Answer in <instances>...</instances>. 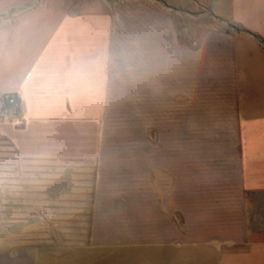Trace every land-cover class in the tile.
Returning a JSON list of instances; mask_svg holds the SVG:
<instances>
[{
  "label": "crops",
  "instance_id": "0c3cea01",
  "mask_svg": "<svg viewBox=\"0 0 264 264\" xmlns=\"http://www.w3.org/2000/svg\"><path fill=\"white\" fill-rule=\"evenodd\" d=\"M0 165L90 166L73 264H264V0H0ZM199 116L188 140L109 154L92 101ZM153 110V111H152Z\"/></svg>",
  "mask_w": 264,
  "mask_h": 264
},
{
  "label": "rangeland",
  "instance_id": "374dc122",
  "mask_svg": "<svg viewBox=\"0 0 264 264\" xmlns=\"http://www.w3.org/2000/svg\"><path fill=\"white\" fill-rule=\"evenodd\" d=\"M147 100L92 101L96 133L109 154L147 152L149 139L188 140L195 152L199 116H154ZM153 111V110H152ZM0 165V264H73L90 252L91 170L77 160L74 168L57 159H26L11 147Z\"/></svg>",
  "mask_w": 264,
  "mask_h": 264
},
{
  "label": "built area",
  "instance_id": "2783aa9c",
  "mask_svg": "<svg viewBox=\"0 0 264 264\" xmlns=\"http://www.w3.org/2000/svg\"><path fill=\"white\" fill-rule=\"evenodd\" d=\"M20 108V98L17 93H5L0 100V121H10Z\"/></svg>",
  "mask_w": 264,
  "mask_h": 264
}]
</instances>
